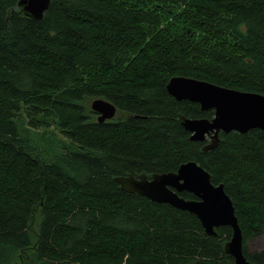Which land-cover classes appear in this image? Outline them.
Masks as SVG:
<instances>
[{"label":"trees","instance_id":"16d2710c","mask_svg":"<svg viewBox=\"0 0 264 264\" xmlns=\"http://www.w3.org/2000/svg\"><path fill=\"white\" fill-rule=\"evenodd\" d=\"M175 75L264 94V0H51L40 20L0 0V264H232L229 226L208 235L115 180L188 161L223 184L264 264L248 250L264 236V130L203 152L179 119L213 110L170 95Z\"/></svg>","mask_w":264,"mask_h":264},{"label":"water","instance_id":"95a60500","mask_svg":"<svg viewBox=\"0 0 264 264\" xmlns=\"http://www.w3.org/2000/svg\"><path fill=\"white\" fill-rule=\"evenodd\" d=\"M50 1L18 0V6L24 15L40 20ZM166 90L177 100L198 103L204 111L214 110L211 119L184 116L179 119L181 125L190 132V140L205 142L210 139L202 147L205 153L218 144L220 132L246 133L253 128L264 130V94L241 91L184 75L170 77ZM91 108L98 114L99 122L112 119L116 114L115 105L103 98L93 99ZM115 180L123 191L147 197L157 203H167L196 215L208 235H215L218 226H229L231 237L224 243V251L232 256V264H251L243 253L242 231L231 198L223 184H213L210 174L195 161L182 163L175 171L120 175ZM182 191L192 193L197 199L184 198L179 194Z\"/></svg>","mask_w":264,"mask_h":264},{"label":"rangeland","instance_id":"374dc122","mask_svg":"<svg viewBox=\"0 0 264 264\" xmlns=\"http://www.w3.org/2000/svg\"><path fill=\"white\" fill-rule=\"evenodd\" d=\"M263 246H264V236L251 241V243L248 244V250L252 251L256 248H260Z\"/></svg>","mask_w":264,"mask_h":264},{"label":"flooded vegetation","instance_id":"af4514ba","mask_svg":"<svg viewBox=\"0 0 264 264\" xmlns=\"http://www.w3.org/2000/svg\"><path fill=\"white\" fill-rule=\"evenodd\" d=\"M208 110H213V109H208ZM206 111V110H205ZM213 113H214V110H213ZM210 141V139L208 138L205 142H202L203 143V145L202 146H204V144H206V143H208ZM216 185V184H215ZM190 193V192H189ZM192 194V193H191ZM193 195V194H192ZM189 199H197V197L196 196H194L193 195V198H189Z\"/></svg>","mask_w":264,"mask_h":264}]
</instances>
